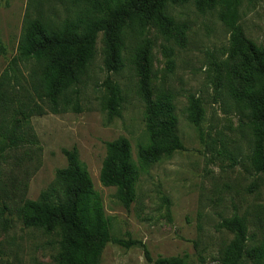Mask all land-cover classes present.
I'll return each instance as SVG.
<instances>
[{"label":"rangeland","instance_id":"obj_1","mask_svg":"<svg viewBox=\"0 0 264 264\" xmlns=\"http://www.w3.org/2000/svg\"><path fill=\"white\" fill-rule=\"evenodd\" d=\"M67 9L71 4L65 0H0V40L5 49L0 54V75L17 52L30 11L61 20ZM221 9L218 4L201 12L196 0L168 6L175 21L187 26L182 44L166 41L154 29L142 36L152 42V98L172 97L176 133L184 150L142 170L128 207L119 201L116 187L103 184L100 168L105 142L127 138L136 162L137 145L146 140L145 107L132 66L138 38L127 37L124 67L111 74L123 103L120 116L109 122L103 110L101 83L107 73L99 35L94 59L78 85L82 111L33 116L29 125L38 144L8 150L1 162L0 264H59L61 231L24 227L17 211L51 186L55 171L66 166L61 150L73 147L100 197L109 232L134 242L106 244L96 264H154L155 259L170 257L185 258L190 264H220V253L232 234L218 229V224L235 214L247 223V249L263 247L264 173L254 172L251 165L256 129L261 125L241 97L247 73L241 57L230 52L231 32L219 18ZM238 13L244 36L264 47V0H240ZM166 47L169 52H164ZM191 95L203 109L199 129L188 120ZM263 262L245 258L242 263Z\"/></svg>","mask_w":264,"mask_h":264},{"label":"trees","instance_id":"obj_2","mask_svg":"<svg viewBox=\"0 0 264 264\" xmlns=\"http://www.w3.org/2000/svg\"><path fill=\"white\" fill-rule=\"evenodd\" d=\"M65 1L71 4V9H67L61 20L41 11L26 15L17 52L0 75V165L8 150L38 144L29 125L33 116L82 111L78 85L94 59L100 34L103 68L107 73L101 83L103 110L109 122L119 117L123 96L111 74L123 69L122 51L127 37L134 36L138 42L132 66L138 77V95L145 107L146 140L137 145L136 162L127 138L105 142L106 153L100 168L103 184L116 187L119 201L128 207L142 170L163 156L184 150L176 133L172 97L167 94L152 98V42L142 36L146 30L154 29L166 41L174 39L182 44L187 26L176 22L167 7L189 0H115L113 4L105 0ZM218 4L222 7L219 18L231 32L230 52L241 57L247 73L241 97L261 125L256 129L251 165L254 172L264 173V47L244 36L238 24L240 0H196L201 12ZM169 49L166 47L164 52ZM4 52L0 40V54ZM187 112L189 122L199 129L203 109L193 95L189 96ZM61 152L66 166L55 171L51 186L18 209L23 226L61 231L59 264H96L106 244L133 245L134 242L122 241L109 232L100 197L79 161L77 149L63 148ZM1 171L0 167V179ZM218 229L232 234L231 241L220 253V264H243L245 258L264 260V244L262 248L247 249L248 227L244 218L237 214L224 218ZM145 255L149 261L146 249ZM199 261H203L202 256ZM153 263L190 264L180 257L158 258Z\"/></svg>","mask_w":264,"mask_h":264}]
</instances>
